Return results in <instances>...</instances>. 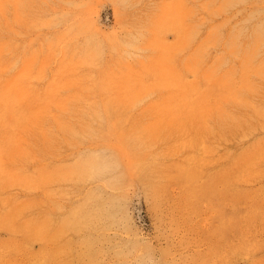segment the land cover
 <instances>
[{"label":"rangeland","instance_id":"rangeland-1","mask_svg":"<svg viewBox=\"0 0 264 264\" xmlns=\"http://www.w3.org/2000/svg\"><path fill=\"white\" fill-rule=\"evenodd\" d=\"M0 264H264V0H0Z\"/></svg>","mask_w":264,"mask_h":264}]
</instances>
